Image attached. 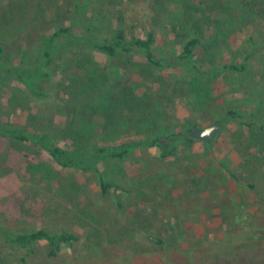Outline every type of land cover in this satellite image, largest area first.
I'll use <instances>...</instances> for the list:
<instances>
[{
    "label": "rangeland",
    "instance_id": "374dc122",
    "mask_svg": "<svg viewBox=\"0 0 264 264\" xmlns=\"http://www.w3.org/2000/svg\"><path fill=\"white\" fill-rule=\"evenodd\" d=\"M92 3V8L101 11L115 24L121 15L128 36L143 37L146 32L154 30L158 37L155 45L158 57L175 55L180 51L179 42L169 34L173 25L179 28V34H186L188 28L178 0H93ZM72 4L73 0H53L51 7L47 0H0V42L7 47V55L0 66V70L7 73L0 77V127L18 126L32 133L50 130L51 124L65 128L72 119V96L66 85L84 78V69L78 66L84 60L97 62L105 72L106 82L100 83L93 99L81 97L77 101L79 110L84 109L85 112L86 105L94 108L77 114V128L104 146L137 143L143 135L134 126L140 113L133 106L143 105L150 108L147 113L152 129H166V136L175 141L179 153L163 159L158 148L140 146L121 159L104 161L100 166L106 179L128 190L120 191L118 200L115 193L105 197L99 194L98 172L64 169L41 147L0 139V224L6 223L25 232L39 229L76 232L80 235L81 245L95 233V228L103 229L81 209L85 208L95 217L99 214L106 216L105 225L109 227L103 239L106 254L101 258L83 260L82 256L87 253L77 245L76 256L79 258H75V253L64 250L59 260L48 259L43 245L27 258L28 263L22 264H117L114 261L121 264L123 247L115 243L114 230L128 224L134 213L150 205L146 186L153 185V179L156 180L155 190L167 186L157 202L165 210L177 215L196 210L186 219L187 226L196 237H204L211 242L224 233L228 234V243L233 249L220 254L217 264H264V203L257 197L258 192L264 198V153L259 155L247 133V124L254 122L251 116L256 108L260 104L264 108V26L254 22L244 28L239 27L238 22L229 25L228 28L233 30L230 46L217 47V62L204 61L203 52L194 59L202 71L247 60L246 73L224 71L220 78L212 81L205 75H193L185 68L161 70L145 67L142 58L133 62L111 61L102 54L85 50L83 56L92 57L87 61L74 55L79 51L72 47L68 52L73 53L60 61L67 64L62 63L61 69H54L45 78L42 85L45 95L40 97L22 79L10 73V68L20 64L25 51L26 60L31 64L40 61L43 38L55 31L54 26H69L72 22ZM230 5L234 6L236 15L241 13L237 5ZM37 9L42 16L39 22H34L31 15L35 16ZM22 12L28 22L20 23ZM85 20H91V13ZM67 75L68 80L65 79ZM190 90L191 96L188 94ZM202 91H206L207 99L204 98L207 101L196 95ZM128 92L132 93L129 97ZM114 99H117L116 108L121 116L104 133L107 127L105 110ZM228 109L246 113L242 120L245 126L224 120ZM260 113L264 120V109ZM216 122L224 124V128L210 147L200 140L175 139L173 136L195 126L205 128ZM60 144L67 148L72 146L68 140ZM252 156L258 157L259 165L254 163ZM259 156H263L262 159ZM230 174H234L242 186ZM190 176L208 181L210 192L207 196L210 195L212 201L208 203L185 196V191H191L190 185L186 184ZM131 182L139 184L140 189L130 186ZM250 185H254V189ZM117 202L123 203L122 210L116 209ZM241 207L244 211H239ZM195 249L204 260L212 254L208 244ZM22 256L7 248L0 239V264H10V259L21 264ZM64 256L68 259H63ZM72 258L75 259L71 261ZM17 262L11 261V264Z\"/></svg>",
    "mask_w": 264,
    "mask_h": 264
},
{
    "label": "trees",
    "instance_id": "16d2710c",
    "mask_svg": "<svg viewBox=\"0 0 264 264\" xmlns=\"http://www.w3.org/2000/svg\"><path fill=\"white\" fill-rule=\"evenodd\" d=\"M92 1L73 0V4L70 6L72 7L70 11L73 15L72 22L69 26H63V24L54 26L55 31L50 36L43 38V50L39 56L40 61L37 64H31L30 60H26L27 51H25L21 55L20 64L17 67L10 68V73L14 74L16 78L22 79L21 81L35 95L44 97L42 85L46 81L45 78H48L54 69H61L62 63L67 64V62L60 61H64L67 59L69 53H73L72 51L68 52L72 47H74L73 50L79 51V53L74 52V55L80 58L83 57L87 61H90L92 57L89 55L83 56V53L86 52L85 50L102 54L111 61L133 62L137 58H142L145 67H156L161 70L185 68L193 73V75H205L212 81L220 78V75L224 71L246 73L248 71L247 60H244L241 64H228L222 68L213 66L207 71H202L200 65L194 59L203 52L204 61L217 62V47L223 45L229 48L230 46L229 38L233 30L228 28L229 25L238 22V26L244 28L248 23L254 22L256 25L264 26V0H200L199 2L195 0H192V2L191 0H178L183 9L182 15L187 20L186 26L188 28L186 34H179V28L175 25L171 26L169 34L173 35L176 41L179 42L180 51L175 55L160 58L155 51L158 37L154 30L146 32L143 37L136 35L128 36L127 28L124 26L121 15L117 20V24H115L113 20L111 21L106 18L101 11L99 12L92 8ZM47 3L52 7L53 0H47ZM231 3L239 7L241 10L239 15L233 12L235 10L234 6L230 5ZM201 6H203L202 9ZM23 9H25V6ZM24 12H22L20 23L29 21L24 18ZM39 13L42 12L37 9L36 15H31V19L34 22H39V17L42 16V14L39 16ZM88 13H91L90 21L85 20ZM237 18L239 20H236ZM6 55L7 47L0 42V66L4 62ZM73 64H75V68L79 69L76 62H73ZM78 66L84 69L85 74H83L84 78L80 81H74L71 78V81H74L73 84L66 85L68 86V92L72 96L70 106L72 119L65 128H58L51 124L50 130L32 133L25 128L5 125L0 127V139L6 138L18 144L30 143L33 146L41 147L64 169H73L81 172H98L100 174L99 194L105 197L111 193H115L119 200V193L128 190L106 179L104 171L101 168L104 161L121 159L140 146L146 148L156 147L160 151V156L163 159H167L177 156L179 147L174 140H171L170 136H166V129H152L153 127L148 120L147 113L150 108L143 105L142 107H137L135 104L133 106L140 113L138 122L134 126H137L138 132L143 135L137 143L125 142L114 147L104 146L96 142L94 137L92 138L86 132L77 128L76 125L79 123L77 114L84 112V109H78L77 101L81 97L93 99L99 90L100 83L106 82L105 72L100 69L97 62H84L83 60L79 62ZM6 74V72L0 70V77ZM64 74H68V72H64ZM65 79L68 80L69 75ZM61 83L63 84L64 81H61ZM131 94V92H128L127 96L129 97ZM188 94L191 96L193 93L190 90ZM196 95L207 99L206 91H202V93ZM133 98L137 100L135 95ZM206 99L205 101H207ZM116 101L117 99H114L105 110L104 121L107 127L104 129V133L121 116L119 109L116 108ZM262 107L263 105L260 104L254 114H252L251 117L254 118V122L247 124L248 139L256 146L260 156L264 153V120L260 117V110L264 109ZM85 108L84 113L87 110H94L90 105H86ZM245 115L246 113L238 110L228 109L224 120L245 126L244 122H242ZM131 123L133 125V121ZM216 123L221 124L223 130L224 124L221 122ZM193 128L173 134V136L175 139L184 137L192 141L194 140L192 136ZM154 131H157L156 134H153ZM63 140L70 141L72 146L69 148L62 146L60 143ZM205 145L211 146L207 143ZM252 160L255 164L259 165L257 163L258 157L252 156ZM230 175L238 182L239 186H242L241 181L234 174ZM189 179L186 184L190 185L189 189L191 191H185V196L188 195L186 197L199 199L208 203L209 200H213L210 195L207 196L210 190H208V181L205 178L201 179L190 176ZM155 181V179L152 180L153 185ZM129 185L135 189H140L137 183L131 182ZM153 185L150 183L146 186L148 194H145L149 196L147 201L150 205L145 207L144 210L134 213L128 224H122L121 228L117 227L114 230V234L116 235L115 243H119L123 247L121 264H217L220 254L230 252L233 249L228 243L230 239L226 233L222 234L221 240L219 238L211 242L204 237L202 239L196 237L193 231L190 230L191 227H188L186 224L188 216H192L193 214L191 213L196 210L190 209L191 213L184 211L180 215L171 210H165L157 202L162 198L161 194L167 186L157 191ZM250 187L254 189L255 186L250 185ZM257 197L261 203H264V198L258 192ZM116 207L117 210H122L124 205L117 202ZM239 211H244V209L241 207ZM81 212L90 219H93V223L103 227V229L95 228V233L88 237L87 242L82 245L80 244V235L76 232L63 230L61 232H50L44 229L25 232L2 222L0 224V239L7 248L15 250L21 256L24 253L22 259H20L21 264L28 263L27 258L30 255H34L37 248L43 245L46 248V258L48 259L59 260L64 250H69L73 254L75 253V258H79L76 256L77 245H81L82 251L85 250L87 253L85 256H82L83 260L88 261L101 258L106 254L104 252L106 251V242L103 239L105 233L109 230L108 225H105L107 217L102 214H99L98 217L92 216L91 213H87L85 208L81 209ZM239 213L241 214V212ZM228 215L234 217L232 214ZM223 217H225L224 214ZM172 223L175 225L173 226ZM225 235H227V238ZM191 236H194L192 237L193 239ZM207 244L211 246L212 254L208 256L207 260H204L203 256L197 255L195 247H205ZM75 258H72L71 261ZM63 259L68 258L64 256ZM9 261L10 264L11 261L12 263L13 261L17 262V260L11 259ZM114 262L119 264V261ZM15 264H18V262Z\"/></svg>",
    "mask_w": 264,
    "mask_h": 264
},
{
    "label": "water",
    "instance_id": "95a60500",
    "mask_svg": "<svg viewBox=\"0 0 264 264\" xmlns=\"http://www.w3.org/2000/svg\"><path fill=\"white\" fill-rule=\"evenodd\" d=\"M222 126L219 123L211 124L205 128L194 127L192 129V136L195 140H200L204 143L210 144L221 133Z\"/></svg>",
    "mask_w": 264,
    "mask_h": 264
}]
</instances>
